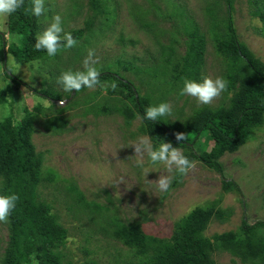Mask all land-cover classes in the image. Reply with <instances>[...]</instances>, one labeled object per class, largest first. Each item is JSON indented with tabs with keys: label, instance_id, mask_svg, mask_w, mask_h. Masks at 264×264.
<instances>
[{
	"label": "rangeland",
	"instance_id": "1",
	"mask_svg": "<svg viewBox=\"0 0 264 264\" xmlns=\"http://www.w3.org/2000/svg\"><path fill=\"white\" fill-rule=\"evenodd\" d=\"M93 1L45 0L44 15L36 17L30 11L37 24L36 35L46 29L56 14L62 16L64 32L83 31L77 45L57 58L23 64L12 59L7 47L4 61L0 53V121L11 117L17 122L28 117L29 139L33 153L39 156L41 175L52 178L42 180L37 192L68 231L61 249L65 259L73 264L91 260L98 264H128L132 261V252L114 237L113 222L139 225L144 233L165 239L171 236L178 220L194 208L212 202L229 211L230 217L223 223L213 220L208 225L205 236L209 239L215 234L236 232L242 219L250 225L264 221V118L262 127L244 145L219 158L221 174L195 161V169L181 176L175 170L169 172L162 164H152L147 154L143 165H138L131 144L149 135L142 132L143 123L138 116L127 121L119 112H102L103 108L121 106L120 97L107 93L109 81L101 83L103 87L74 93L65 92L57 83L62 72L83 70L88 51L94 49L100 72H118L141 95L152 96L153 103L164 91L161 103L172 106V114L167 119L187 121L204 104L189 95H180L182 87L178 84L163 82V73L155 70L161 67V45L170 44L171 35H176L175 28L182 31L183 23L173 14L178 9L193 20L205 40L204 60L197 81L204 76L225 79L224 63L215 52L209 26V12L216 9L224 15L225 2L96 0L100 5L96 13ZM252 11L250 0L233 1L237 37L264 65L263 25L258 17L252 16ZM144 12H147L144 17L139 16ZM6 18L0 17V35L5 33ZM145 21L157 25L146 29L141 27ZM3 37L7 43L17 40L15 35ZM186 38L183 32L177 35L176 54L184 52ZM4 67L25 86L17 87L6 78ZM42 89L58 94L63 105H54L35 94ZM230 97L231 92L224 91L206 106L216 108L227 104ZM121 103L129 105L124 98ZM200 140L202 145L197 149L208 150V138L203 136ZM159 177L171 178L167 191L159 189L156 183ZM223 180L235 183L239 191L224 190ZM9 246L8 224L0 223V263ZM212 259L215 264H244L225 252H215Z\"/></svg>",
	"mask_w": 264,
	"mask_h": 264
},
{
	"label": "trees",
	"instance_id": "2",
	"mask_svg": "<svg viewBox=\"0 0 264 264\" xmlns=\"http://www.w3.org/2000/svg\"><path fill=\"white\" fill-rule=\"evenodd\" d=\"M223 1L226 4L225 14L220 15L216 9L210 11L209 26L215 52L224 63V76L228 81L226 91L231 92L227 104L216 108L204 105L184 122L169 121L166 116L153 122L143 119L144 111L149 106L160 104L164 91L160 92L161 98L153 103L152 96L141 95L134 84L120 77L118 72H100L101 83L109 81L107 93L124 98L129 103L122 104L120 99V107L103 108L102 112H119L127 121L138 116L143 123L142 132L148 134L156 146L161 141L170 142L173 147L183 149V155L190 161L201 162L220 174L223 168L219 158L244 145L262 127L264 118V65L237 37L232 15L234 0ZM250 3L253 7L251 14L261 21L264 34V1L250 0ZM30 6L31 0H24V5L6 18L5 33L2 35H15L17 40L7 43L0 35L3 61L6 47L12 59L23 64L51 60L65 51L49 57L45 51L35 49L38 28L28 10ZM92 6L96 13L100 10L96 0ZM146 14L140 13L139 16L144 17ZM173 14L183 23L182 31L175 28L176 35H171L170 44L161 45V67L155 70L163 73L164 83L173 86L178 84L181 88L185 78L198 80L204 60L205 40L190 17L178 9ZM140 21H143L142 18ZM156 25L150 21L141 23V27L146 29ZM182 32L187 37L185 49L182 54H176V46L179 45L177 35ZM82 34V30L71 33L77 41ZM4 72L6 78L17 87L24 85L6 67ZM112 83L117 84L115 90L111 87ZM35 94L51 102L60 100L58 94L49 90L42 89ZM30 132L28 117L17 122L11 117L0 121V195L15 193L19 196L16 208L7 222L10 246L0 264H29V257L33 254L39 264H73L61 252L68 231L51 212L50 205L40 200L37 192L42 180L51 181L52 178H43L41 175L39 156L33 153ZM176 133H184L186 139L177 141ZM203 136L209 140V149L200 152V138ZM222 186L226 191H239L238 186L231 181L223 180ZM229 217V211H224L218 207L217 202H212L205 207L194 208L178 220L171 236L165 239L144 233L139 225L125 226L113 222L112 230L115 238L130 247L132 261L128 264H215L212 259L215 252L228 253L244 264H264V221L250 225L242 219L236 232L215 234L211 239L205 236L206 228L213 220L223 223ZM81 264L98 263L91 260Z\"/></svg>",
	"mask_w": 264,
	"mask_h": 264
},
{
	"label": "clouds",
	"instance_id": "3",
	"mask_svg": "<svg viewBox=\"0 0 264 264\" xmlns=\"http://www.w3.org/2000/svg\"><path fill=\"white\" fill-rule=\"evenodd\" d=\"M24 5V0H0V17H7L15 13ZM32 15L40 17L47 11L45 0H31ZM63 19L60 14H56L51 18V22L42 33H38L35 37L34 47L38 51H45L47 56L54 57L62 50L74 48L78 41L73 38L71 33L64 32L62 27ZM98 58L95 57V50L90 49L83 61V70L65 71L57 78V83L62 86L65 92H79L82 88L94 90L98 86L103 87L100 81V71L96 64ZM112 89L117 88L116 83H112ZM228 81L223 77L212 78L204 76L200 81L185 78L180 95H189L197 99L201 104H211L224 91L227 90ZM61 100L60 104L63 105ZM172 114V106L167 102L158 105L149 106L144 111L143 119L153 122L164 116ZM177 141H184L186 135L184 133H176ZM134 148L135 157H137L138 165H143V157L145 154L149 157L152 164H162L166 166L169 172L175 170L181 176H186L191 170L195 169L196 162L190 161L183 155L180 148L173 147L172 143L161 141L158 147H154L150 137H140L136 142L131 144ZM148 174L145 169V176ZM170 177H159L156 183L160 190L167 191L171 186ZM19 196L15 193L0 195V223H7L10 214L16 208ZM31 264H39L36 255L29 257Z\"/></svg>",
	"mask_w": 264,
	"mask_h": 264
},
{
	"label": "water",
	"instance_id": "4",
	"mask_svg": "<svg viewBox=\"0 0 264 264\" xmlns=\"http://www.w3.org/2000/svg\"><path fill=\"white\" fill-rule=\"evenodd\" d=\"M1 36H2V39L5 40V38L3 37L4 35L1 34ZM73 93H74V91H73ZM71 98H72V97L70 96V97H69V100H70ZM60 101H61V100H52V102H53L55 105H61V104H60Z\"/></svg>",
	"mask_w": 264,
	"mask_h": 264
}]
</instances>
